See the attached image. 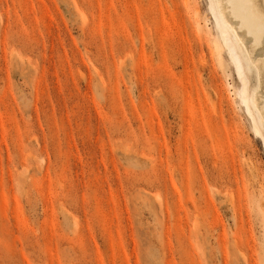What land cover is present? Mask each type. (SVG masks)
<instances>
[{"label": "rangeland", "instance_id": "1", "mask_svg": "<svg viewBox=\"0 0 264 264\" xmlns=\"http://www.w3.org/2000/svg\"><path fill=\"white\" fill-rule=\"evenodd\" d=\"M209 6L0 0V264H264V143Z\"/></svg>", "mask_w": 264, "mask_h": 264}, {"label": "bare ground", "instance_id": "2", "mask_svg": "<svg viewBox=\"0 0 264 264\" xmlns=\"http://www.w3.org/2000/svg\"><path fill=\"white\" fill-rule=\"evenodd\" d=\"M220 30L219 39L201 34L197 38L211 53L225 48L241 81V99L252 117L255 134L264 143V0H209ZM201 41V42H202Z\"/></svg>", "mask_w": 264, "mask_h": 264}]
</instances>
